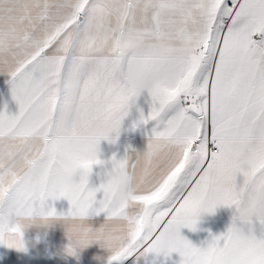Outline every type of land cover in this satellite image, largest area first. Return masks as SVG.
<instances>
[{
    "label": "snow or ice",
    "instance_id": "snow-or-ice-1",
    "mask_svg": "<svg viewBox=\"0 0 264 264\" xmlns=\"http://www.w3.org/2000/svg\"><path fill=\"white\" fill-rule=\"evenodd\" d=\"M0 72L18 105L0 110V243L22 249L14 218L54 217L43 201L64 197L75 244L101 241L108 264L161 248L180 264L264 259V0H0ZM143 90L133 127H162L85 187ZM220 205L237 210L222 237L201 250L180 235Z\"/></svg>",
    "mask_w": 264,
    "mask_h": 264
},
{
    "label": "crops",
    "instance_id": "crops-1",
    "mask_svg": "<svg viewBox=\"0 0 264 264\" xmlns=\"http://www.w3.org/2000/svg\"><path fill=\"white\" fill-rule=\"evenodd\" d=\"M259 40L260 36H254ZM10 79L7 73L0 72V110L6 114L15 115L18 105L11 97ZM151 98L146 90L141 91L135 102L130 104L128 114L122 119L118 135L110 134L109 140L101 139L98 144L97 158L103 164L93 165L88 175V187L97 188L107 179L106 173L111 170V160L123 159L125 156L134 160L137 154H142L152 137L153 128L160 130L156 121H148L146 124L134 122L139 120L141 113L147 116L150 111ZM115 135V141L110 142ZM74 179L79 178L78 173ZM242 182V177L237 176V183ZM103 197L102 191L95 193V199L99 201ZM45 210L54 209L56 216L46 219L40 217L14 218L20 226L23 248L7 247L0 243V264H108L111 251L103 246L101 241H92L85 246L75 244L74 238L69 232L70 221L66 214L69 203L66 198L45 197L43 201ZM98 205H93V207ZM237 214L235 206H217L212 212H201L197 217L195 230L186 227L180 228V235L188 240L194 247L204 249L212 242L214 237L223 236L233 223V217ZM106 221L105 213L90 214L84 218V226L95 231ZM253 234L259 236V224L253 218ZM247 234V233H246ZM72 246L73 252L67 249ZM182 257L177 252L165 255L160 253H145L122 261V264H180ZM264 259L260 261V264Z\"/></svg>",
    "mask_w": 264,
    "mask_h": 264
},
{
    "label": "clouds",
    "instance_id": "clouds-1",
    "mask_svg": "<svg viewBox=\"0 0 264 264\" xmlns=\"http://www.w3.org/2000/svg\"><path fill=\"white\" fill-rule=\"evenodd\" d=\"M247 166H249V162H245V167H247ZM106 175H107V179L105 180V182H103V183H108L109 181H111V180H113V175H112V171L110 170V171H108L107 173H106ZM85 187H88V183L85 185ZM89 188V187H88ZM99 188V186L96 188V189H98ZM90 189H93V188H90ZM96 193V192H95ZM95 193H94V198H95ZM120 194L121 195H123L124 194V189H123V187H121L120 188ZM103 199V197L100 199V200H102ZM253 202H255V200L253 201ZM30 217H40V218H43V219H46V218H48L46 215H43V214H40V213H34L32 216H30ZM195 221H197V218H195ZM195 224H196V222H195ZM195 224H194V226H195ZM207 248V247H206ZM206 248H204V249H206ZM201 250H203V249H201ZM160 252H163L164 254L166 253V249H164V248H161L160 250H159V252L158 253H160ZM166 255V254H165ZM182 259H185V260H187V259H189L188 257H182Z\"/></svg>",
    "mask_w": 264,
    "mask_h": 264
},
{
    "label": "rangeland",
    "instance_id": "rangeland-1",
    "mask_svg": "<svg viewBox=\"0 0 264 264\" xmlns=\"http://www.w3.org/2000/svg\"><path fill=\"white\" fill-rule=\"evenodd\" d=\"M262 264H264V261L262 262Z\"/></svg>",
    "mask_w": 264,
    "mask_h": 264
}]
</instances>
